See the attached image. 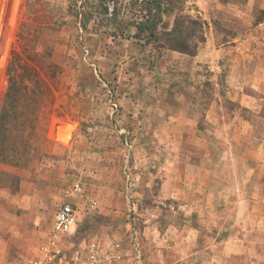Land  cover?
<instances>
[{
	"label": "rangeland",
	"instance_id": "374dc122",
	"mask_svg": "<svg viewBox=\"0 0 264 264\" xmlns=\"http://www.w3.org/2000/svg\"><path fill=\"white\" fill-rule=\"evenodd\" d=\"M261 6L185 0L180 15L204 23L205 42L189 56L160 48L177 12L152 37H134L105 19L110 0L105 18L96 0H0V103L19 24L34 8L61 22L38 49L51 46L62 66L48 139L31 162L0 164V264H28L46 247L70 261L89 242H119L127 264H161L162 237L166 264H264V102H238L227 62L232 40L264 18ZM83 12L92 13L85 26ZM67 202L77 226L48 246ZM174 244L183 261L174 263Z\"/></svg>",
	"mask_w": 264,
	"mask_h": 264
},
{
	"label": "trees",
	"instance_id": "16d2710c",
	"mask_svg": "<svg viewBox=\"0 0 264 264\" xmlns=\"http://www.w3.org/2000/svg\"><path fill=\"white\" fill-rule=\"evenodd\" d=\"M96 1L100 7L96 13L105 18L109 10L105 7L106 0ZM110 2L113 5L111 17L105 19H109L120 34L131 26L136 31L134 37L146 32L152 37L164 15L177 12L179 16L174 20V28L168 33L166 44L160 48L195 56L199 45L205 42L204 23L180 15L185 0ZM34 10L29 13L32 16L20 22L16 33L18 52L9 57L5 67L6 88L0 103V164L18 166L23 161L31 162L34 154L39 153L36 143L48 139L51 118L58 115L56 100L62 66L55 61L51 46L42 51L38 48L42 31L61 25V22L52 16L42 15L41 8ZM81 16L85 26L92 13L83 12Z\"/></svg>",
	"mask_w": 264,
	"mask_h": 264
},
{
	"label": "crops",
	"instance_id": "0c3cea01",
	"mask_svg": "<svg viewBox=\"0 0 264 264\" xmlns=\"http://www.w3.org/2000/svg\"><path fill=\"white\" fill-rule=\"evenodd\" d=\"M231 6L232 4H229L227 9ZM260 8L264 7L261 6ZM232 16H223V23L235 25L236 21L231 19L233 18ZM232 43L233 46L232 44L229 46L228 54L229 56L233 54L235 56L227 58L229 77L230 75L232 76L231 78L234 79L233 83L241 91L237 93L238 102L242 106L249 108L248 106L252 105L251 102H264V18L258 20L252 29L247 31L245 36L234 38ZM147 229L149 230L148 227ZM148 239L151 241L150 237ZM163 242L164 237L157 243L159 246H163V250L156 251V254L158 257L162 255L159 261L161 264H166L167 258L164 259L166 256L164 255L165 245ZM171 251L174 263L184 260L182 251L176 244H174V248Z\"/></svg>",
	"mask_w": 264,
	"mask_h": 264
},
{
	"label": "built area",
	"instance_id": "2783aa9c",
	"mask_svg": "<svg viewBox=\"0 0 264 264\" xmlns=\"http://www.w3.org/2000/svg\"><path fill=\"white\" fill-rule=\"evenodd\" d=\"M73 194L79 200L89 201V206L95 208L97 203L90 199L83 187L73 186ZM78 222V206L74 203H64L56 211L47 239L48 246H58L60 240L74 232ZM42 257L37 256L28 264H127L119 242L112 245H100L96 242L87 243L70 261H56V256L46 248H42ZM40 257V258H39Z\"/></svg>",
	"mask_w": 264,
	"mask_h": 264
}]
</instances>
